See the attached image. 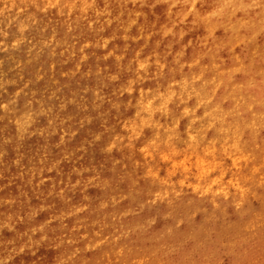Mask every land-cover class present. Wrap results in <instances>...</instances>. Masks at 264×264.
I'll return each mask as SVG.
<instances>
[{"label":"clouds","instance_id":"9594fccd","mask_svg":"<svg viewBox=\"0 0 264 264\" xmlns=\"http://www.w3.org/2000/svg\"><path fill=\"white\" fill-rule=\"evenodd\" d=\"M0 264H264V0H0Z\"/></svg>","mask_w":264,"mask_h":264}]
</instances>
